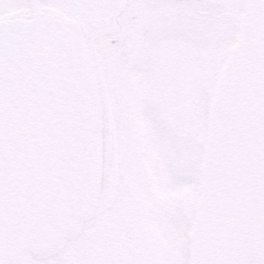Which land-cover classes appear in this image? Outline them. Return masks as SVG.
Here are the masks:
<instances>
[{
    "label": "snow or ice",
    "instance_id": "6c2138e0",
    "mask_svg": "<svg viewBox=\"0 0 264 264\" xmlns=\"http://www.w3.org/2000/svg\"><path fill=\"white\" fill-rule=\"evenodd\" d=\"M0 264H264V0H0Z\"/></svg>",
    "mask_w": 264,
    "mask_h": 264
}]
</instances>
